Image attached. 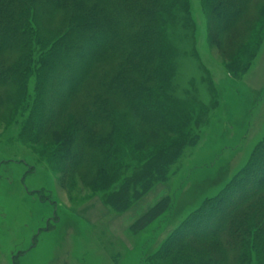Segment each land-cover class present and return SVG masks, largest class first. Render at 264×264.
I'll use <instances>...</instances> for the list:
<instances>
[{
	"label": "rangeland",
	"instance_id": "rangeland-1",
	"mask_svg": "<svg viewBox=\"0 0 264 264\" xmlns=\"http://www.w3.org/2000/svg\"><path fill=\"white\" fill-rule=\"evenodd\" d=\"M247 1L238 20L219 35L213 21L216 17L209 15L202 0H183L173 8L165 41V62L170 67L159 93L172 103L173 115L169 117L173 126L168 129L174 133L163 129L146 132V125L132 117L116 95L106 89L101 92L114 109L130 115L127 121L136 134L146 136L142 150L133 151L128 144L132 138L120 135L115 166L107 180L101 179L98 160L103 156L96 150H85L86 155H92L90 163L86 159L81 167L67 169L52 145L56 142L54 133L60 132L57 127L33 143L27 124L30 117L37 116L35 103L41 99L39 116L44 117L50 96L47 92L41 99L35 95L40 92L36 91V81L41 52L32 46L25 83L14 74L15 80L8 82L7 89H0V97L6 101L0 105V264L168 263L170 258L163 254L167 247L161 251L164 243L171 235L176 239L186 234L184 229L179 234L181 223L203 202L216 200L232 182L247 177L245 170L264 142V0ZM58 19L57 13L46 9L37 27L44 33L53 31ZM15 51L12 54V47H6L0 52L3 67L20 61L18 56L25 47ZM234 61H238V73L231 69ZM130 68L127 62L128 70L120 73L130 76L127 73L134 72ZM132 75L147 85L137 73ZM89 83L87 97L97 90L96 83ZM146 87L156 86L150 83ZM83 98L74 95L62 106L64 123L82 109ZM54 103L60 106L58 99ZM90 132L106 141L113 128L105 123L91 127ZM176 143L184 147L165 183L152 181L149 192L125 213L113 212L104 204L156 148L164 147L168 152ZM165 191L174 194L171 209L130 231L140 209L157 203ZM244 243L248 245V234ZM206 247L201 242L187 249ZM241 249L240 245L236 248V255ZM256 257L251 252L249 264H257Z\"/></svg>",
	"mask_w": 264,
	"mask_h": 264
},
{
	"label": "trees",
	"instance_id": "trees-1",
	"mask_svg": "<svg viewBox=\"0 0 264 264\" xmlns=\"http://www.w3.org/2000/svg\"><path fill=\"white\" fill-rule=\"evenodd\" d=\"M180 1L183 0H0V52L12 47L14 54L16 47H25L18 56L21 60L13 67L5 68L0 63V89H7L15 75L25 83L33 56L32 46L41 52L36 81V91L40 92L35 95L38 98L40 95L41 99L47 92L50 99L41 119L42 99L35 103L37 116L30 117L27 124L33 143L57 127L60 132L54 133L56 142L52 145L55 155L59 160L62 158L60 161L67 169L81 167L86 159L91 162L92 155H86V149L93 150L91 153L99 151L103 156L98 160L101 179L107 180L115 166L120 135L122 139L127 134L132 138L128 144L133 151L142 150L146 136L134 132L127 121L130 115L114 109L108 98L101 94L105 89L129 108L132 117L146 125V132L163 129L174 133L173 129H168L173 126L169 117V114L173 115L170 113L172 103L160 95L159 89L170 67L165 62L167 26L173 8ZM202 2L210 11L209 15L216 17L213 21L218 35L229 30L248 5L247 0ZM46 9L57 13L59 19L53 31L44 33L37 26ZM189 23L192 25L190 14ZM126 60L134 71L127 73L130 76L120 73L128 70ZM237 62L231 66L234 73L239 72ZM134 73L144 79L143 83H154L156 87L147 88L137 82ZM89 82L96 83L97 90L87 97ZM19 94H24L23 88ZM74 95L84 96L82 109L64 123L62 106ZM55 99H58L59 107L54 103ZM5 103L0 97V105ZM105 123L112 126L113 133L110 139L102 141L90 132V128ZM170 147L168 152L164 147L156 148L142 168L109 194L104 204L113 212L125 213L134 201L149 192L152 181L165 183L170 177L169 169L179 160L184 145L176 143ZM253 157L245 170L248 172L246 178L232 182L223 195L216 200H206L190 214L179 227V234L182 229L186 234L176 239L172 235L168 238L161 251L167 247L163 254L170 259L163 264H249L251 252L257 256V264H264V142ZM166 195L165 191L164 197L158 198L160 200L129 230H136L140 224L151 223L168 212L175 197L174 194ZM236 212L240 214L234 216ZM247 234L248 245H245ZM201 242L207 245L206 250L187 249ZM239 245L242 253L238 256L236 248ZM158 263L154 261V264Z\"/></svg>",
	"mask_w": 264,
	"mask_h": 264
},
{
	"label": "crops",
	"instance_id": "crops-1",
	"mask_svg": "<svg viewBox=\"0 0 264 264\" xmlns=\"http://www.w3.org/2000/svg\"><path fill=\"white\" fill-rule=\"evenodd\" d=\"M157 202V201H156ZM155 205V203H153L151 206H149L148 208H146L145 210H141L140 209V211H139V213H141V214H139V216H138V219L144 214V212H146L150 207H153Z\"/></svg>",
	"mask_w": 264,
	"mask_h": 264
}]
</instances>
